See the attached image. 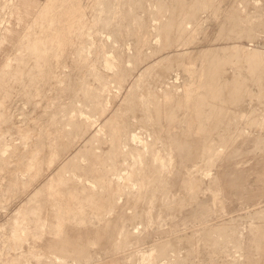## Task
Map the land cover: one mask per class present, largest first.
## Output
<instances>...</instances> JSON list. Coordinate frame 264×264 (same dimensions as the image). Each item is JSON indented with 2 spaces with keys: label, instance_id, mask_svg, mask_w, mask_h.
I'll return each mask as SVG.
<instances>
[{
  "label": "rangeland",
  "instance_id": "1",
  "mask_svg": "<svg viewBox=\"0 0 264 264\" xmlns=\"http://www.w3.org/2000/svg\"><path fill=\"white\" fill-rule=\"evenodd\" d=\"M74 2L0 0V264H264V0Z\"/></svg>",
  "mask_w": 264,
  "mask_h": 264
},
{
  "label": "bare ground",
  "instance_id": "2",
  "mask_svg": "<svg viewBox=\"0 0 264 264\" xmlns=\"http://www.w3.org/2000/svg\"><path fill=\"white\" fill-rule=\"evenodd\" d=\"M50 1V5H51V8L52 9H54L53 11H58V15H57V21L58 22H61V20L63 19L64 20V18L65 19H67L63 14H59V12H60V10H62V9H64L65 8V6L66 5H68V4H70V1L71 0H49ZM94 1L95 0H75V2L74 3H76V9L78 10V12H79V14H81V16H84L85 15V12H86V10H87V8L88 7H92L93 6V4H94ZM182 9V8H181ZM149 16V15H148ZM194 16V15H193ZM161 19V18H160ZM133 20V19H132ZM73 21L71 20V23H72ZM132 22V21H131ZM104 23V22H103ZM72 24H69V26H71ZM128 26V25H127ZM143 27V26H142ZM104 28V27H103ZM32 29H33V27H32ZM18 30V29H17ZM102 32H103V30H102ZM101 33V32H100ZM144 33V32H143ZM135 34V33H134ZM148 35V34H147ZM145 39V38H144ZM167 39V38H166ZM249 43V42H248ZM142 44V43H141ZM34 45H36V48H38L37 46L39 45V41H37L36 42V40H35V43H34ZM57 46L58 47H63L64 45H63V43H59V41H58V43H57ZM143 47V46H142ZM76 49V48H75ZM78 50H79V48H78ZM114 51H115V49H114ZM156 53V52H155ZM79 54V53H78ZM107 54V53H106ZM155 55H157V54H155ZM22 58V57H21ZM20 58V59H21ZM25 58V57H24ZM106 61V60H105ZM18 63V62H17ZM102 64V63H101ZM105 64V63H104ZM117 67V66H116ZM249 70H251V69H249ZM40 73V72H39ZM167 78V77H166ZM100 80H102V78L100 79ZM106 81V80H105ZM89 85V84H88ZM158 85V84H157ZM125 86V85H124ZM127 87V86H126ZM116 90V89H115ZM120 91V90H119ZM167 93V92H166ZM95 94V93H94ZM96 97V96H95ZM212 104V103H211ZM156 105V104H155ZM159 106V104L157 105V107ZM182 106V105H181ZM156 110H158V109H156ZM179 110V109H178ZM78 111V110H77ZM77 111H75V112H77ZM208 111V110H207ZM215 111V110H214ZM73 112V111H72ZM87 113V112H86ZM157 113V112H156ZM75 114V113H74ZM160 114V113H159ZM67 117V116H66ZM158 118V117H157ZM69 120V119H68ZM64 121V120H63ZM160 125V124H159ZM206 125V124H205ZM61 129V128H60ZM76 129V128H75ZM73 130V129H72ZM227 131V130H226ZM66 132V131H65ZM87 132V131H86ZM92 133V132H91ZM79 134V133H78ZM88 134V133H87ZM131 134H133V133H131ZM167 138V137H166ZM69 141V140H68ZM181 141V140H180ZM70 143V142H69ZM191 144V143H190ZM184 146H186V145H184ZM67 148H69V147H67ZM71 148V147H70ZM177 149V148H176ZM186 149V148H185ZM184 149V150H185ZM187 150V149H186ZM60 151V150H59ZM112 153V152H111ZM68 154H70V153H68ZM73 154V153H72ZM79 154V153H78ZM51 155V154H50ZM111 156V155H110ZM82 157V156H81ZM61 158V157H60ZM66 158V157H65ZM126 159V158H125ZM110 160V159H109ZM56 163V162H55ZM69 163V162H68ZM67 163V164H68ZM73 162L71 161V164H72ZM48 164V163H47ZM50 164H52V163H50ZM65 164H66V162H65ZM50 167V166H49ZM121 170V169H120ZM222 177H224V176H222ZM154 183V182H153ZM233 183H241L239 180H235V179H233ZM164 186V185H163ZM170 195V194H169ZM160 200V199H159ZM246 213V212H245ZM164 219V218H163ZM163 222V221H162ZM200 226V225H199ZM207 226V225H206ZM138 230V229H137ZM193 232V231H192ZM68 233H70V235H71V237L73 238V239H76V240H78V239H80V238H82L81 236H82V234H79L77 231H74V232H70V231H68ZM97 233V232H96ZM87 235V234H86ZM85 237V236H84ZM99 237V236H98ZM91 238H92V236H91ZM190 259V258H189ZM188 260V259H187ZM89 262V261H88ZM108 262V261H107ZM111 264H116L115 262H113V263H111Z\"/></svg>",
  "mask_w": 264,
  "mask_h": 264
}]
</instances>
